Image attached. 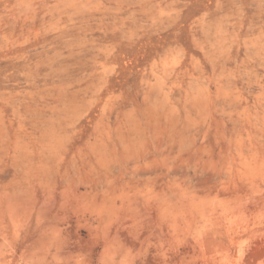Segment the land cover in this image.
Segmentation results:
<instances>
[{"label":"rangeland","instance_id":"rangeland-1","mask_svg":"<svg viewBox=\"0 0 264 264\" xmlns=\"http://www.w3.org/2000/svg\"><path fill=\"white\" fill-rule=\"evenodd\" d=\"M0 264H264V0H0Z\"/></svg>","mask_w":264,"mask_h":264}]
</instances>
